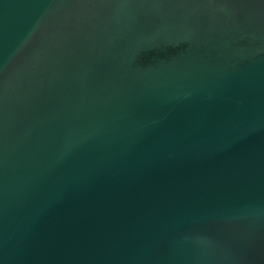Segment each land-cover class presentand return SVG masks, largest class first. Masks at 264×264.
Returning a JSON list of instances; mask_svg holds the SVG:
<instances>
[{
  "label": "water",
  "instance_id": "water-1",
  "mask_svg": "<svg viewBox=\"0 0 264 264\" xmlns=\"http://www.w3.org/2000/svg\"><path fill=\"white\" fill-rule=\"evenodd\" d=\"M0 264H264V0H0Z\"/></svg>",
  "mask_w": 264,
  "mask_h": 264
}]
</instances>
